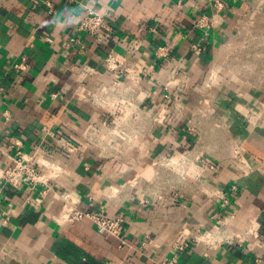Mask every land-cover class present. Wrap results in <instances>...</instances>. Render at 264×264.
Instances as JSON below:
<instances>
[{
    "label": "crops",
    "instance_id": "0c3cea01",
    "mask_svg": "<svg viewBox=\"0 0 264 264\" xmlns=\"http://www.w3.org/2000/svg\"><path fill=\"white\" fill-rule=\"evenodd\" d=\"M214 1L0 0V145L59 162L54 188L122 215L128 241L0 182V264H158L185 241L181 264H264V0ZM87 7L111 30H80ZM111 51L128 74L107 69ZM224 216L257 236L193 242Z\"/></svg>",
    "mask_w": 264,
    "mask_h": 264
},
{
    "label": "built area",
    "instance_id": "2783aa9c",
    "mask_svg": "<svg viewBox=\"0 0 264 264\" xmlns=\"http://www.w3.org/2000/svg\"><path fill=\"white\" fill-rule=\"evenodd\" d=\"M73 6H78L81 0H66ZM214 7L218 10L224 8L225 3L222 0H215ZM110 13L102 14L90 7L85 8V13L80 20L79 29L89 33H98L101 30H111L108 18ZM196 27L207 28L211 26V22L207 15L199 17L194 24ZM154 29V28H153ZM158 56L166 57L169 53L167 45H161L157 50ZM105 64L108 70L113 72L118 77L129 73V69L123 64L121 57L111 51L105 58ZM14 66L19 71H25L29 68L28 56L22 54L19 61L14 63ZM90 68L84 65L80 75L85 77L88 75ZM0 86V92L2 91ZM64 143V139H61ZM12 149L3 148L0 145V150L3 156L9 159V162L4 166L0 165V182L20 186L23 184H31L35 189L39 190L40 195L36 198V203H42L43 198L49 192L53 193V198L61 201L62 206L60 212L56 215L59 222H70L88 218L95 225L98 232L110 236L117 237L122 245L128 243L124 236L125 218L122 215L109 216L100 210L83 209L80 207V197L72 191L57 190L53 183L64 172L65 169L59 162L54 159L46 158L37 153H28L22 149V141L19 139L13 140L9 147ZM37 155V156H36ZM212 167V166H211ZM235 188V186H234ZM232 216H224L221 223L204 231L198 236H195L194 241H207L222 243L225 241H242L250 236H257V227L250 226L245 230H234L231 228ZM152 238L149 235L141 241L139 245L140 251H146L152 245ZM190 246V242L173 244L174 253L171 256L164 257L158 264H181L180 256Z\"/></svg>",
    "mask_w": 264,
    "mask_h": 264
}]
</instances>
